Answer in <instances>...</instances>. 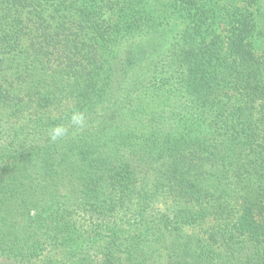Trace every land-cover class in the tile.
Segmentation results:
<instances>
[{"label": "trees", "instance_id": "trees-1", "mask_svg": "<svg viewBox=\"0 0 264 264\" xmlns=\"http://www.w3.org/2000/svg\"><path fill=\"white\" fill-rule=\"evenodd\" d=\"M0 252L264 264V0H0Z\"/></svg>", "mask_w": 264, "mask_h": 264}, {"label": "rangeland", "instance_id": "rangeland-1", "mask_svg": "<svg viewBox=\"0 0 264 264\" xmlns=\"http://www.w3.org/2000/svg\"><path fill=\"white\" fill-rule=\"evenodd\" d=\"M225 6L229 4L228 1H225L223 3ZM243 3L242 2H239L238 5H242ZM252 9H254L252 7ZM225 13V12H224ZM209 223H200L196 226H191L190 228H187V231L190 232V233H193V234H203L205 232V229H207L209 227ZM47 256L44 255L42 257H39L38 259H34V260H31V261H21V260H18V259H15L13 257H9L7 256L6 254H2L0 252V264H44L46 263V258ZM165 264V263H163Z\"/></svg>", "mask_w": 264, "mask_h": 264}]
</instances>
